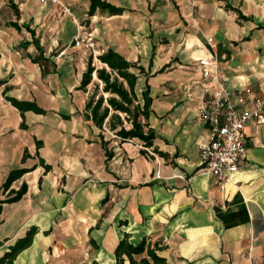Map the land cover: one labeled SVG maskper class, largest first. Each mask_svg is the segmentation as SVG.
Segmentation results:
<instances>
[{
    "label": "crops",
    "instance_id": "obj_1",
    "mask_svg": "<svg viewBox=\"0 0 264 264\" xmlns=\"http://www.w3.org/2000/svg\"><path fill=\"white\" fill-rule=\"evenodd\" d=\"M103 1L121 11L0 0V257L34 227L14 264H117L125 234L133 245L156 242L162 264H264V125L245 123L244 155L223 186L200 170L210 124L198 111L206 93L197 65L213 54L230 89L264 98V0ZM107 49L143 68L135 91L149 86L142 121L156 132L145 146L104 131L109 158L84 113L92 83L79 88ZM40 52L45 59L32 61ZM7 97L44 111L22 115ZM15 168L26 171L6 187Z\"/></svg>",
    "mask_w": 264,
    "mask_h": 264
},
{
    "label": "trees",
    "instance_id": "obj_2",
    "mask_svg": "<svg viewBox=\"0 0 264 264\" xmlns=\"http://www.w3.org/2000/svg\"><path fill=\"white\" fill-rule=\"evenodd\" d=\"M100 5L110 8L114 12H120L121 8L106 3L103 0H91L90 11ZM34 45L41 51L38 40L33 38ZM32 61L38 62L39 59H45L41 52L39 57H32ZM101 63L100 67H95L92 60L88 62L86 70L82 73L79 88L86 89V86L92 83L88 99L85 104L84 113L87 119L100 129V143L106 151V157L109 158L112 152L108 151L107 145L109 139H105L104 131H107L121 141L137 138L145 146L152 145L156 132L147 122L150 114V105L152 97L150 96L149 86L146 85L139 98L135 86L137 79L143 68L136 62L128 61L122 54L107 49L97 56ZM95 73V79H93ZM9 101L21 111L33 109L43 112L34 102L19 101L12 97H7ZM23 126V124H22ZM26 171L25 168L12 169L4 185L7 187L14 179L20 177ZM26 187L22 185L14 195L7 200L15 201L25 192ZM36 232L35 228H30L25 236L18 238L14 244L8 247V251L0 257V264H14L16 255L24 248L30 245L32 236ZM157 243L150 244L143 238L137 245L128 241V235L125 234L120 239L115 248V257L117 264H123L124 256L127 257L130 264H162L165 258L156 253ZM145 252L146 256L135 259L134 256Z\"/></svg>",
    "mask_w": 264,
    "mask_h": 264
},
{
    "label": "built area",
    "instance_id": "obj_3",
    "mask_svg": "<svg viewBox=\"0 0 264 264\" xmlns=\"http://www.w3.org/2000/svg\"><path fill=\"white\" fill-rule=\"evenodd\" d=\"M40 2L59 3V0H39ZM62 12H69L62 5ZM75 45L90 46L88 38L77 37ZM213 52L214 44L207 42ZM198 67L204 80L203 98L199 106L200 116L209 122V139L199 144L200 170L216 177L223 186L231 174L235 173L244 155L242 130L248 120L264 125V98L253 95L249 87L232 90L221 76L215 56H202ZM250 100L252 107L247 109L245 103Z\"/></svg>",
    "mask_w": 264,
    "mask_h": 264
}]
</instances>
